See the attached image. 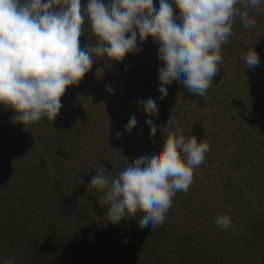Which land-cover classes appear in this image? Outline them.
I'll return each mask as SVG.
<instances>
[{"label":"rangeland","instance_id":"374dc122","mask_svg":"<svg viewBox=\"0 0 264 264\" xmlns=\"http://www.w3.org/2000/svg\"><path fill=\"white\" fill-rule=\"evenodd\" d=\"M153 7L158 9L159 0H154ZM252 17L260 19L258 15ZM239 21V18L233 20V42L238 38L247 50L237 47L236 56L229 54L225 57L226 59H223L222 64L228 67L224 81L230 78L232 83L230 85L228 82L227 85L223 83L222 89L219 90L221 93L217 94L215 91V94L221 97L222 94L228 93L231 95L230 98H233V94H237L233 100L234 105L244 104L249 97L250 103H246L252 107V111L243 112L242 108L237 109L242 113L238 116L237 110L232 109L230 113L234 114L232 116L234 119L231 117L233 120L229 118L226 120L228 116L224 115L229 112L222 113L220 117L221 113H216L215 103L202 107L192 104L185 108L181 106L175 116L178 122L184 124L181 126L183 129L187 127L189 137L194 135L197 140H200L203 135H208V132H213L218 127L219 137L231 139L227 150L228 155L226 153L228 161L231 162L222 168L223 175L228 170L238 177L240 173L248 169L252 161L259 166V172L261 171L259 179L262 180L264 178V136H262L264 111L261 112L258 108L259 101L253 100L252 93L258 88L264 90V55H259L260 48L256 40V32L264 29V21L261 22V28L255 27L257 29L254 28L251 31L250 36L247 29H241L242 22ZM89 25L90 23L86 20L82 26L85 36H81L83 38L80 40L81 48L87 44L93 45L97 41ZM238 33L237 38H234ZM250 37L254 40L249 39ZM252 48L257 52L260 63L254 68H246L244 65L245 74L237 71L238 60L243 61L240 53L247 54ZM139 55L133 58V65H137L135 67H131L132 63L125 65L124 58L118 62L107 61V58H96V63L79 84L66 88L61 97L62 108L52 121L44 120L25 127L19 123H12V117L16 113L10 107L0 105V162L8 161L13 167V169L5 167L2 172L0 171V264H4V261L9 258H14L13 264H34L35 260L37 264H43L52 258L53 261L56 260L54 257L57 255L73 259L78 264H114L111 263L112 259L108 260L112 254L105 251L114 244H117V249L119 247L120 250L124 248L129 250L130 254L127 257L130 264H192V260L198 258L191 253L195 231H200L198 235L200 237L206 235L205 227L201 230L198 211L206 209L204 205L208 204L210 211L231 218L230 232L220 226L214 232L218 236L221 234L223 236L222 239L220 237L215 239L214 251L220 254L224 250L228 257H231L230 264H241L242 258L244 260L252 258L251 250L245 247L246 239L235 236L236 233L241 232V228L239 226L237 228L236 225L242 219L244 220L242 223L248 225V220L263 207L264 201L261 202L257 192L250 191V186L242 185L238 180L231 181L226 192L230 202L226 206H221L222 197L221 199L217 197L215 200L214 192L206 182L203 184V180H199V186L194 189V179L193 187L190 185L191 189H189L191 192L188 191L186 194L182 191L177 192L172 197V207L166 213L164 222L154 228L138 226L137 220L140 213L134 217L129 216L118 224L109 223L108 206L98 199L100 192H88V185L100 165L114 177L127 166L134 155L144 149L145 145L149 152L153 150L150 155L159 154L156 151L159 145H153L150 133L143 135L140 127L133 129V139L129 137L128 140H124L122 135H117L122 133L118 129L117 122L125 117L130 119L134 111L131 107L133 102L127 98L129 91L133 89L139 94L140 89L147 86L142 82V78H139L140 73L147 71L152 77L158 75L157 71L153 73V70L149 68L151 65L148 71V68L143 70L141 65L136 63L144 58L147 61V57L150 58L153 54L146 51ZM131 56L133 57L132 54ZM98 69L103 70L98 71ZM133 70L139 74L138 79L133 78ZM237 76H239L238 79ZM242 78L248 84L242 83L241 86L239 81ZM119 80L121 82H118ZM249 83L253 86L250 87ZM108 85L113 89L118 86V90L114 89V93H110L106 91ZM165 101L157 114L163 116L155 117H161L159 118L161 121L173 115L172 107L176 103L175 101L166 106ZM184 110L188 111L186 116L183 114ZM191 112L202 118V125L198 121L196 124L191 123L193 120ZM178 114L180 119L177 118ZM141 118L148 117L142 112ZM212 121L216 123V127H212L214 124L211 123ZM159 122L158 120L155 124ZM220 122L222 124L218 126ZM226 126L232 128L225 129ZM158 129H160V138L164 140L162 126L158 125ZM258 129L261 136L257 132ZM251 131L253 132L244 134ZM236 133L240 134L237 138L239 141L235 140ZM232 136H234L233 139ZM242 138L247 148L254 147L249 148L246 155L254 156L255 159L253 160L251 156L245 157V166L241 164L237 167L238 156L234 153L236 145H241ZM60 140L65 142L61 145ZM145 140H150L151 144L148 145ZM133 142L137 144L134 145ZM124 158H127L128 162ZM46 173H50L47 180L44 179L47 177ZM217 175L216 179L222 178L219 174ZM56 177L59 182L57 181L58 184L55 186V183H50L49 179ZM80 179H83V184L79 183ZM222 183L223 181L215 182V187L217 185L218 188ZM256 189L262 190L261 185H257ZM59 192L69 195L68 200L73 208L68 213L54 211L55 208H60ZM255 194L257 196H254ZM239 202L243 203V206L239 204L243 207V215L238 214ZM82 209L87 211L88 218H83ZM11 219H14L17 224L12 225L13 228L7 224L11 223ZM211 219L209 220L212 221ZM20 225L23 227L21 231L18 230ZM16 233L21 234L22 243L11 239V236ZM85 233L86 236H84ZM241 233L245 235L244 232ZM233 236L238 237L240 241L237 239L233 241ZM185 239L187 241L181 242ZM221 242L224 243L221 244ZM10 244L14 245V249L9 248ZM24 249H30L33 257L27 258L26 252H22Z\"/></svg>","mask_w":264,"mask_h":264},{"label":"clouds","instance_id":"9594fccd","mask_svg":"<svg viewBox=\"0 0 264 264\" xmlns=\"http://www.w3.org/2000/svg\"><path fill=\"white\" fill-rule=\"evenodd\" d=\"M153 2L87 0L82 11L81 0H0V105L16 113L11 122L26 127L54 120L66 88L79 84L96 58L118 62L127 54H138L142 50L138 36L141 44L148 37L159 44L161 100L173 81L204 98L223 63L221 49L232 35L234 18L239 17L245 29L255 28L257 22L247 9L259 10L264 0H159L158 9ZM174 7L179 16L174 15ZM86 20L97 41L81 48ZM242 59L246 68L260 63L254 48ZM106 91L114 93L110 85ZM183 103L178 94L173 115L162 130L164 143L158 155H142L114 177L101 165L96 170L88 192L102 193L98 199L108 206L109 223L140 213L139 227H157L172 207V197L189 191L193 169L204 162L210 147L194 135L182 134L175 113ZM137 104L148 117L146 124L154 137L158 126L153 118L159 105L152 97L138 99ZM137 126L132 116L123 131L131 134ZM214 223L228 229L231 218L217 215Z\"/></svg>","mask_w":264,"mask_h":264},{"label":"trees","instance_id":"16d2710c","mask_svg":"<svg viewBox=\"0 0 264 264\" xmlns=\"http://www.w3.org/2000/svg\"><path fill=\"white\" fill-rule=\"evenodd\" d=\"M108 2H109V0H105V3H108ZM86 3H87V0H81L82 11H83V8L86 5ZM236 7L238 9H240L241 11L244 10L242 5H240V4H237ZM247 11H248L251 18H253L252 16H254V15L260 16L259 20L255 19V18H253V19H255L257 21L256 27L260 26V28H261V22H262V20L264 21V3H262L259 6V10L252 9L251 7H249L247 9ZM174 15L179 16V9H176L175 7H174ZM236 18H239V17H236ZM239 22H242V21H239ZM89 26H87V27L90 29ZM242 28L245 29L243 27V22L241 25V29ZM253 29L254 28L247 29V31H249V36H250L251 31ZM256 29L257 28H255V30ZM263 30L264 29H262V30L260 29V32H256V38H257L256 40H257L259 48H260L259 49L260 50L259 55H261V56L264 55V32H263ZM238 35H239V33L234 38H237ZM81 36L82 37L85 36V33L83 31H82ZM81 36H80L79 40L83 39ZM249 39L254 40V38H251V37ZM237 41L233 42V37L231 35L229 37V41H228L229 43L222 45V49H221L222 60L226 59L225 57L229 54L236 56L237 51L235 49L237 47L241 48L242 50H247V47L242 45V43H241L242 41H240L238 38H237ZM137 46L139 48H141L142 50L138 54H132V53L127 54L124 57V64L129 65L132 63L131 67L137 66V65H133V58H135L136 56H140L139 55L140 53H143V52L145 53L146 51H148L149 53L153 54V55H150L151 56L150 58L147 57V59H148L147 61H149V62H147L146 58H144V60H142L141 62L136 61V63H138L139 66L141 65L143 70L147 69L151 65V67H149V68L153 70V73L155 71H157V73H158L159 67L162 66V62L159 61V59H158V47H159L158 42H155L152 37H148L147 40H145L142 44L140 43V39H138L137 40ZM131 54L133 55V57L131 56ZM240 55H241L240 58L242 59V57L244 55H246V52L240 53ZM136 60H137V58H136ZM238 65H239L238 66L239 68H237V71L244 72L245 71L243 68V66L245 65L244 61L239 62V60H238ZM218 67H220L219 72L213 78L212 86L209 88L207 95L204 98H201L200 96L197 97L196 95H192V94L188 93V91L183 88V86L179 83V81H173V83L168 87L167 96L163 100H161L160 99V93L158 91V75L152 77V76H150V74L147 71H144V73H140L141 75L139 78H142V82L147 86H143V88L140 89L141 91L139 94L136 90L132 89L129 91V94L127 96L129 101L133 102V104L131 106L132 111L134 109L132 116H135L138 119L137 120L138 126L134 129L136 130L137 128L140 127L143 135H148L150 133V129H148L149 127L146 124V119H148V118H145V119L141 118L143 111L141 110L140 106L137 104L138 99H141V98L145 99V100L149 97L154 98L156 100L157 104L159 105V109H162L161 107L163 105L164 100H166L165 102H166V106H167V104H171L172 102H175L177 95L179 94L183 98L184 103L181 106H184V108L187 107L188 105H192V104H196V105L202 107V106H209L210 104L213 105V103H215L216 104V113H221V114H219L220 117L222 116V113H227V112L230 113V110H232V109H236V110L239 109L240 110V108H242L243 112H246V110L248 112L252 111V107L247 104V103H250L248 101L249 97L246 98V101L244 104H242V102H241L242 105H240V104L234 105L233 100L237 97V94H233L232 95L233 98L232 97L230 98L231 95H229L228 93L225 95L222 94L221 97L215 94V91L217 92V94L221 93L219 90L222 89L223 83L226 85H227V82L229 85L232 83L230 78L228 80L224 81V79H226L225 73H226V71H228L227 65L222 64V65H218ZM142 68H141V70H142ZM149 68H148V71H149ZM123 73H125V72H123ZM244 74H245V72H244ZM235 75H239V74L235 73ZM138 76H139V74L135 73L133 70V78L138 79ZM238 78H239V76H237V79ZM118 82H121V81L119 80ZM239 83H241V86H242V83L248 84L246 81H244V78H242L239 81ZM249 86L252 87L253 84L249 83ZM114 89L118 90V86L114 87ZM252 95H253V100L255 102L259 101L258 108L261 110V112H263L264 111V90H262V89L260 90L258 88L255 92L252 93ZM254 96L256 97L255 99H254ZM223 110H226V111L223 112ZM239 110H237V112H236L238 116L240 114H242L241 111H239ZM180 113H182V112H180ZM229 113L224 115L225 117L228 116L226 118V120L228 118L231 119V117L234 115V114L231 115L232 113H230V114ZM183 114H184V116H186L188 114V111L184 110ZM191 114H192V118H193V120H191L192 124H196L197 121L201 125L203 124V122H201L202 121L201 117H198V115L196 116L192 112H191ZM157 116H163V115H157ZM159 118H161V117H159ZM159 118H155L154 122H157L159 120L160 122L157 123L156 125L157 126L161 125L162 128H164L167 124L168 117H166L164 120H162L163 122ZM177 118L180 119L179 114L177 115ZM232 118L234 119V117H232ZM199 119H200V121H199ZM233 119H231V120H233ZM128 121H129V118L125 117L121 121L117 122L118 129H119V131H121L123 133L122 137L124 138V140H126V139L128 140L129 137L131 138L133 136V130L131 131V134H128V133L123 131L125 128V125L127 124ZM177 123H178L179 128L182 131V134L185 135V137H189L187 135V131H186L187 127L185 126V128L183 129L181 126L184 124L180 123V121L179 122L177 121ZM199 123H198V125H199ZM211 123H214V121H212ZM215 124L216 123H214L212 125V127H216ZM221 124L222 123L220 122V124L219 125L217 124V125L220 126ZM226 128L230 129L232 127L226 126L225 129ZM159 130L160 129H157L155 136L152 137V144L153 145H159V148H157V150H156V151H158V153H159V150H161L163 143H164V140L160 138L161 135L159 134L160 133ZM210 130H213V129L210 128ZM259 131L260 130L258 129L257 132L260 135ZM252 132L253 131L245 132L244 134L252 133ZM261 132H263V131L261 130ZM219 133L220 132L218 131V127H217V129L213 130V132H210V133L208 132L207 133L208 135H203V133H202L203 137H201V139L198 140V142L201 140H204V142L208 143L209 147H210V151L205 154L204 162L199 167H196L193 169V180L195 179L194 189L197 188L196 186H199L198 185L199 180L200 181L203 180V184H204V182H206L208 184V186L211 188V190L214 192V199L216 200L217 197H219L221 199V197H222L221 200L223 201V204H221V206L222 205L226 206L227 203L230 202V201H228V196L226 195V192L229 188V185H230L231 181L236 182V180H238V182H241L242 185L244 184L246 186H250L249 187L250 191H253L254 193L257 192L256 194L258 196H260L261 202L264 201V178L262 180L259 179L261 171L259 172V166L256 165L255 162L251 161V164L248 167V169L246 168L247 170L243 171V173H240V175L238 177H235L234 174H231L232 172H228L227 168H224L225 170H227V172H225V170L223 169V172H225V175L222 174V168L231 162V161L230 162L228 161V157H227V155H228L227 150L229 148L228 146H230L229 141L231 139L221 138L218 135ZM235 135H234L235 140H238L237 138H238V135H240V134L236 133ZM234 136H232L231 138L233 139ZM262 136H264V134ZM132 139H133V137H132ZM238 141H236V142H238ZM59 142L62 145L65 141L63 142V140H60ZM145 142L148 145L151 144L150 140H145ZM243 143L244 142H243V138H242L241 145L240 146L236 145V149H235L234 154H236V156H238L236 159L237 167H239L241 164H242V166H245V162H244L245 157L251 156V155H246V154H248L249 148H251L253 146L247 148L246 143H244V144ZM133 144L136 145L137 143L133 142ZM145 146H144V149H142L140 152H138L137 155H134V157L132 156L133 159L130 160L129 164H131L136 158H138L142 155L151 156L150 154L152 153L153 150L151 152H149L148 149L145 148ZM226 153H227V155H226ZM57 157H58V155L56 156V158ZM129 157H131V156H129ZM129 157H127V158H129ZM251 157L253 160L255 159L254 156H251ZM5 167H7L9 169H13V167L11 166V164L8 163V161L0 162V171L1 172L4 170ZM46 174H47V177L44 178L45 180H47L50 177V173H46ZM217 174H219V177H222V178L216 179L215 177H218ZM253 178H255V179H253ZM49 180H50L49 181L50 183L54 182L55 186L58 184L57 181L59 182L57 177L55 179H49ZM222 181H223V183L221 186H218V188H217V185H216V187H215V182L221 183ZM211 183H213L212 186H210ZM259 184L261 185L262 190L256 189V186ZM216 188H217V192H215ZM189 189H191V187ZM220 191H221V193H220ZM189 192H191V190H189ZM203 192H205V191H203ZM188 194L190 195V193H188ZM256 194L254 196H257ZM100 195H102V193H100L99 196ZM59 196L61 198L60 199V205H59L60 208L59 209L55 208L54 211L59 210V211L64 212V213L70 212V209L72 210L73 207L70 204V201L68 200L69 195L64 194L63 192H59ZM241 201L243 202L242 199H241ZM242 202L238 203V207L240 208L239 212H238L239 215H243L242 213H244V211H242L243 210V207H242L243 203ZM239 204H241L242 206ZM262 206L263 207L260 208L257 213H254L253 216L251 217V219L248 220L249 226L245 224L248 227H246L244 225V223H242L244 221L242 219V216H241L242 221L238 222L236 225L237 228H238V226L241 228L240 229L241 232H244L245 235H242L243 233H241L239 231L238 233L235 234V236H240L241 238H245L246 239L245 247L248 250H251V252H252V258L251 259H245V260H244V258H242V260L240 261L241 264H264V243H262L264 240V204H262ZM204 207H206V209L198 211L199 212L198 221L200 223L201 230H204V227H205L206 235L200 237V236H198L200 234V231H195V237L196 238L193 237L194 242L192 244L193 247L191 249V253H194L196 256H198V258H196L195 260H192L193 261L192 264H207L206 262L211 263V264H222V263L223 264H230L229 260H231V257H228L227 253L224 252V250H222L220 254H217V251H214V249H213L214 248L213 244H214L215 239L217 240V238H219V237H220V239L223 238V236H221L222 234L220 236H218L217 234L214 233L216 231V229L219 227L218 225H216L214 223L216 216L219 214L215 213L214 211H210L211 208H210L209 204L207 206L204 205ZM86 212L87 211L82 209L83 218L84 217L88 218V215L86 214ZM207 216H210V217H207ZM131 217H133V216H131ZM211 217H212V219H211ZM209 219H211L212 221H210ZM10 222L11 223H7V224L11 228H13L12 225H14V226L17 225V224H15L16 221L14 219H11ZM21 227L22 226L20 225L18 228L19 231H21L20 230ZM22 230H23V227H22ZM230 230H231V227L228 228L226 231L230 232ZM86 235L87 234L85 233L84 236H86ZM235 236H233V241H234V239L235 240L237 239L240 241V239L238 237L235 238ZM11 239L17 243H22L21 234H19V235L17 233L13 234L11 236ZM185 241H187V240L185 239V240H182L181 242H185ZM223 243L224 242H221V244H223ZM13 246H14L13 244H10L9 248L12 250V249H14ZM116 246H117V244H114L109 250L105 249L106 253L109 252V254H112V257L108 260L112 259L111 263H114V264L115 263L116 264H130V262L128 261V257H127L130 254L129 250H127L126 248H124L123 250H120V248L118 247V249H117ZM22 252L23 253L26 252L27 258L33 257L30 249H27V250L24 249ZM57 258H59V259H57ZM54 259H56V260L53 261V258H52V259H49L48 262H45L43 264H78L77 261H73V259H70L68 257L67 258L62 257L60 255H57V257H54ZM164 259H165V257H164ZM34 262H36V263H34ZM232 262H234V261L232 260ZM33 263L37 264V261L35 260V261H33ZM160 264H162V263H160Z\"/></svg>","mask_w":264,"mask_h":264}]
</instances>
